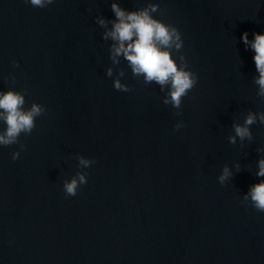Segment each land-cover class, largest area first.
<instances>
[{
	"label": "clouds",
	"instance_id": "1",
	"mask_svg": "<svg viewBox=\"0 0 264 264\" xmlns=\"http://www.w3.org/2000/svg\"><path fill=\"white\" fill-rule=\"evenodd\" d=\"M33 7L45 8L54 3V0H26ZM114 19H106L103 15H97L95 22L102 29V39L111 41L109 47L110 60L113 67L106 70L108 77H114L113 87L118 91L128 92V85L121 82L125 75V69L120 68L121 58L127 62L134 77H142L145 84L155 83L164 92L163 103L177 109V116L183 115L181 105L183 98L196 86L198 76L188 68L185 55L181 52L184 41L176 26L165 23L153 16L158 12L159 5L148 3L147 6L135 10H127L121 7L118 0H113L110 5ZM109 25H111L109 27ZM254 38L249 39L244 32L241 40L246 48L254 51V62L258 76L253 81L258 86L256 95L264 100V34L254 33ZM173 51L180 53L173 57ZM179 61V63L177 62ZM18 67V64L14 65ZM115 69V70H114ZM15 83V76L9 77ZM26 91H17L10 88L0 91V122L5 127L0 130V146L19 145V150L12 153L15 161L20 157V151L26 148L19 137L29 135L36 127V119L46 114L44 105L33 102L30 107L26 105ZM259 122L264 125V111L254 112L249 110L243 123L233 122L234 135H229L228 141L235 145L237 139L243 144L245 140L252 142L254 137L251 126ZM183 127L182 122L175 125L174 131ZM258 152H264V147L258 148ZM78 167L89 168L94 160L77 155ZM240 170L239 163L233 165ZM257 177H264V157L257 161ZM233 172L226 164L218 177L221 185L232 178ZM87 183V172L78 171L71 180L63 182L66 196H75L81 185ZM243 203L255 208L258 212H264V180L252 185L249 191L243 195Z\"/></svg>",
	"mask_w": 264,
	"mask_h": 264
}]
</instances>
